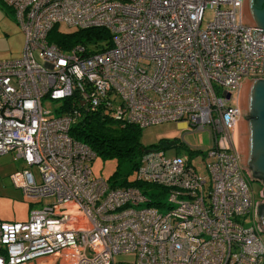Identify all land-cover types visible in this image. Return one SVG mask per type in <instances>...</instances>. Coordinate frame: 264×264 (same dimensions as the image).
<instances>
[{
	"label": "built area",
	"instance_id": "1",
	"mask_svg": "<svg viewBox=\"0 0 264 264\" xmlns=\"http://www.w3.org/2000/svg\"><path fill=\"white\" fill-rule=\"evenodd\" d=\"M0 1L25 38L22 57L0 60V155L22 161L9 179L24 199L47 200L26 221H0V264H116L123 253L133 257L119 264H264L262 187L257 197L237 153L239 87L264 79V34L241 24V0ZM58 24L108 37L62 49L48 38ZM87 112L207 128L203 172L150 149L131 184L91 177L96 153L70 134Z\"/></svg>",
	"mask_w": 264,
	"mask_h": 264
},
{
	"label": "rangeland",
	"instance_id": "2",
	"mask_svg": "<svg viewBox=\"0 0 264 264\" xmlns=\"http://www.w3.org/2000/svg\"><path fill=\"white\" fill-rule=\"evenodd\" d=\"M75 30L78 29L65 24L57 25V31L60 33H69ZM24 43V34L16 24L12 13L6 5L0 2V60L22 57ZM35 57L40 61L37 51ZM54 104L55 102L43 101V105H48V108L55 107ZM160 139H175L177 141L176 145L161 149L166 158L186 154L190 158L191 164L196 167L197 172H203L202 157L197 150L205 151L211 147L212 134L207 128L195 130L187 126L184 121H167L140 128V141L143 146H147L149 149L156 148ZM13 161V154L0 155V220L20 222L28 219L29 211L33 206L30 207V202L24 199L21 190L13 186L9 176L5 173L12 168V165H19V160ZM31 170L36 174L34 167ZM125 170L124 161L118 160L116 156H97L90 163L91 177L102 178L110 183L113 180L121 179ZM114 175L115 177H113ZM129 176L134 177V173L131 172ZM251 187L259 197L258 191L261 185L252 181ZM41 202L45 203L47 200ZM42 203H36L34 207H39ZM247 221H249V217ZM260 237L264 241V233H261ZM132 257L130 254H116L114 260L116 264H119L120 261L129 260Z\"/></svg>",
	"mask_w": 264,
	"mask_h": 264
},
{
	"label": "water",
	"instance_id": "3",
	"mask_svg": "<svg viewBox=\"0 0 264 264\" xmlns=\"http://www.w3.org/2000/svg\"><path fill=\"white\" fill-rule=\"evenodd\" d=\"M241 24L252 28L249 33L253 39L264 34V0H241ZM225 98H229V93ZM237 106L239 163L250 180L262 187L255 217L261 233H264V79L245 77L239 87ZM173 140H163L162 149L174 146Z\"/></svg>",
	"mask_w": 264,
	"mask_h": 264
},
{
	"label": "trees",
	"instance_id": "4",
	"mask_svg": "<svg viewBox=\"0 0 264 264\" xmlns=\"http://www.w3.org/2000/svg\"><path fill=\"white\" fill-rule=\"evenodd\" d=\"M107 37L108 32L104 28L78 29L69 33H60L56 26L50 30L48 35L49 40L62 49L75 44L95 43ZM70 134L74 139L88 144L95 151L96 156H116L118 160L124 161L126 170L123 177L118 181L113 180L110 183L112 186L131 184V182H126V176L133 173L143 152L150 150L141 144L138 126L131 123L120 124L96 112L84 114V117L72 127ZM162 142L163 140L160 139L156 144L158 147L153 149H162Z\"/></svg>",
	"mask_w": 264,
	"mask_h": 264
},
{
	"label": "crops",
	"instance_id": "5",
	"mask_svg": "<svg viewBox=\"0 0 264 264\" xmlns=\"http://www.w3.org/2000/svg\"><path fill=\"white\" fill-rule=\"evenodd\" d=\"M8 154V153H7ZM12 155V153H10ZM14 161L19 160V165H12V168L9 169L8 171H5V173L9 176V174L17 169L22 168L24 165L22 163V161L20 159H13ZM13 161V162H14ZM16 188V187H15ZM34 207L35 204L30 203V207ZM1 221V220H0ZM4 221H10V220H4ZM27 264H70L68 262H63L57 259L56 255H50V256H43V257H39L33 260H30L27 262Z\"/></svg>",
	"mask_w": 264,
	"mask_h": 264
},
{
	"label": "flooded vegetation",
	"instance_id": "6",
	"mask_svg": "<svg viewBox=\"0 0 264 264\" xmlns=\"http://www.w3.org/2000/svg\"><path fill=\"white\" fill-rule=\"evenodd\" d=\"M173 141H174V143H175V145H176L177 141H176L175 139H174Z\"/></svg>",
	"mask_w": 264,
	"mask_h": 264
}]
</instances>
